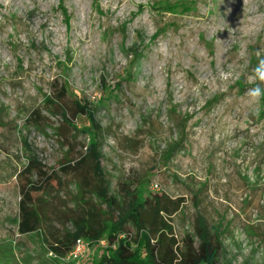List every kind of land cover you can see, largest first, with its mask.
I'll return each mask as SVG.
<instances>
[{
  "label": "rangeland",
  "instance_id": "rangeland-1",
  "mask_svg": "<svg viewBox=\"0 0 264 264\" xmlns=\"http://www.w3.org/2000/svg\"><path fill=\"white\" fill-rule=\"evenodd\" d=\"M258 49L264 0H0V264H81L18 234L15 175L28 154L57 167L92 138L109 195L128 179L183 198L179 241L201 219L221 235L217 264H264V99L245 95ZM60 85L67 122L44 103ZM35 109L46 134L25 125Z\"/></svg>",
  "mask_w": 264,
  "mask_h": 264
},
{
  "label": "trees",
  "instance_id": "trees-1",
  "mask_svg": "<svg viewBox=\"0 0 264 264\" xmlns=\"http://www.w3.org/2000/svg\"><path fill=\"white\" fill-rule=\"evenodd\" d=\"M55 93V97H44L46 109L49 115L58 109L67 122L62 106L66 87L57 86ZM76 108L79 114L87 115L90 123H96L85 105L76 102ZM47 120L40 109H35L25 118V125L46 134ZM176 147L170 144L164 157H172ZM15 176L19 193L15 221L18 234L36 235L41 248L57 259L65 256L78 239H84L89 246L78 260L81 264L218 263L221 235L203 220L198 219L193 234L186 232L181 241L174 235L170 216L180 209L183 198L144 195L143 181L128 179L119 182V198L109 195L96 138L90 140L84 153L72 156L67 149L57 167H47L28 154ZM68 176L75 188L70 200L61 195L67 182L63 177ZM128 224L135 230L133 234Z\"/></svg>",
  "mask_w": 264,
  "mask_h": 264
},
{
  "label": "clouds",
  "instance_id": "clouds-1",
  "mask_svg": "<svg viewBox=\"0 0 264 264\" xmlns=\"http://www.w3.org/2000/svg\"><path fill=\"white\" fill-rule=\"evenodd\" d=\"M255 56L257 62L251 67L248 74V79L252 82L253 86L247 88L245 92V95L253 103L264 99V50L258 49ZM220 77L225 81H229L234 78V74L231 72H222L220 73Z\"/></svg>",
  "mask_w": 264,
  "mask_h": 264
},
{
  "label": "built area",
  "instance_id": "built-area-1",
  "mask_svg": "<svg viewBox=\"0 0 264 264\" xmlns=\"http://www.w3.org/2000/svg\"><path fill=\"white\" fill-rule=\"evenodd\" d=\"M153 186L156 188L157 184H154ZM100 243L104 244V241H101ZM88 246L89 243L87 241L84 239H78L73 248L65 256L61 257L60 260L77 262L87 253Z\"/></svg>",
  "mask_w": 264,
  "mask_h": 264
}]
</instances>
